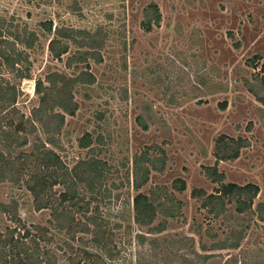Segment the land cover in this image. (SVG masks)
Returning <instances> with one entry per match:
<instances>
[{
    "label": "rangeland",
    "instance_id": "1",
    "mask_svg": "<svg viewBox=\"0 0 264 264\" xmlns=\"http://www.w3.org/2000/svg\"><path fill=\"white\" fill-rule=\"evenodd\" d=\"M151 4L161 23L147 31L142 23ZM49 22L51 31L44 27ZM82 38L94 49L78 43ZM53 41L57 52L67 51L61 59L50 51ZM5 48L21 55L19 67L30 79L16 77L0 56V87L14 97L0 102V152L9 167L0 202L18 207L17 221L0 213L1 231L46 228L49 248L69 246L65 257L56 252L60 264L77 254L87 264L83 250L104 264H197L196 254L211 256L206 264H264V221L257 213L264 204V0H0ZM82 70L95 83L75 86L77 112L65 116L60 133L45 135L30 122L39 102L36 82L50 72L71 78ZM221 137L244 142L238 159L216 158ZM46 150L69 172L92 156L107 164L101 195L79 187V204L71 209L76 220L104 222L110 243L97 246L90 233L72 240L51 223L54 209L35 208L27 184L35 176L59 180L44 165ZM136 162L140 180L149 171L139 192ZM222 174L223 184L259 187L251 211L238 214L236 202L227 200L216 219L203 207L219 192L215 180ZM66 191L60 183L47 187L52 203ZM138 194L158 205L150 227L135 221ZM138 234L158 242L139 246Z\"/></svg>",
    "mask_w": 264,
    "mask_h": 264
},
{
    "label": "trees",
    "instance_id": "2",
    "mask_svg": "<svg viewBox=\"0 0 264 264\" xmlns=\"http://www.w3.org/2000/svg\"><path fill=\"white\" fill-rule=\"evenodd\" d=\"M161 23V13L157 5H149L144 12V21L142 23L143 27L147 31H151L154 26L158 27ZM44 27L47 31L52 30L51 22L45 23ZM66 32V31H65ZM68 36V35H67ZM81 45H88L90 50H93V41L89 38H82L79 40ZM28 48L31 46L29 44L32 41H20L21 44H25ZM93 48V49H92ZM6 50H0V56L6 61L9 67H12V71L17 73L19 79H30V72L28 70H23L20 66L22 63L21 55H18L15 58L12 54L9 53L10 49L5 48ZM50 51L55 58L61 59L62 55L66 54L67 51L57 52V42L53 41L50 44ZM8 52V54H7ZM94 55V53H92ZM75 63L72 60H69L66 65L67 68L71 69ZM95 83V77L91 72L87 70L79 71L76 76L69 78L65 73L50 72L44 81L38 80L36 82L35 92L38 95L39 102L38 106L33 109L32 120L30 122L38 123L43 127L45 135H54L60 133L64 123L65 116H74L78 110V105L74 101L73 89L76 85L79 84H89L93 85ZM6 91V92H5ZM9 91L4 90L0 87V102L4 103L7 101H14L9 98ZM226 107V106H224ZM36 121V122H35ZM52 136H50L51 138ZM9 138V137H6ZM50 143H53V140H49ZM244 142L242 140H228L226 137H221L218 139L215 155L219 161H228L236 160L239 158V152L243 147ZM84 148V145H81ZM45 148V147H44ZM44 165L52 169V174L59 177V180L53 183H48L40 179L37 181L38 176H35L34 185L30 182L27 184L26 188L32 193L34 197V206L40 210L54 209L52 211V220L51 223L55 226V229L59 232H65L66 235L74 240L77 234H92L93 242L98 246L101 245L106 239V242L110 243L111 234L106 238V230L103 229L105 226L104 222H98L96 217L90 218L87 220V223L80 220H76V211H72V207H77L79 202L78 199L80 194L78 188L82 187L83 189L90 191L91 194L99 193L101 195L102 184L101 181L103 177H106L107 174V164L102 161L95 160L94 156L88 158L78 163V165L69 172L67 168H64L63 164L60 161V158L51 150H46L43 154ZM5 158L0 152V182H5L7 180L6 172L9 167H5L3 161ZM216 171V169L211 168ZM135 178H134V190L139 192L141 188L148 182L149 171L147 170L145 176L140 180L139 179V164L135 163ZM217 172V171H216ZM10 178V176H9ZM225 181V176L222 174L218 176L215 180V183L221 184L219 192L215 195L208 196L205 199L203 207L208 209L210 215H213L216 219L219 218L224 209L225 204L236 202V212L238 214L251 211L253 207V201L257 197L260 189L256 185H246L238 186L236 184H223ZM63 184L67 191L59 196L55 202L52 203L49 200V194L47 192V187L51 190L57 184ZM175 189L177 186L175 184ZM181 190H185V184L182 183ZM226 201V203H225ZM225 203V204H224ZM215 205L219 209H223L221 212L219 209L216 210ZM58 207V208H57ZM135 221L140 227H150L154 220L156 219L158 205L155 201L150 199L144 194H138L134 198L133 202ZM0 213L7 215L13 221L18 219V207L15 203L5 204L0 202ZM257 213L260 216V219L264 221V204H260L257 207ZM90 226L94 227L93 231ZM36 231L30 232V229H26L25 226H14L8 227L4 231L0 229V264H60L59 260L64 255V249L69 246H64L62 243H59L56 250L49 248L48 245L52 243V238H49L48 230L42 227H36ZM106 228V227H105ZM139 246H144L148 241L151 243V246H154L157 239H147L144 235L138 234L137 236ZM218 249H225L223 246H219ZM235 247V246H233ZM178 250V249H177ZM85 259L87 264H104L103 260H98V255L92 254L86 250ZM181 251V250H180ZM56 252L62 253V257H59ZM179 253V250H178ZM80 255L77 254L75 258L70 259L67 264H80L79 260ZM186 256H180V258H185ZM195 257L198 259L197 264H206L210 261L211 256L196 254ZM138 264H141V259H139ZM150 264H154L150 262ZM155 264H157L155 262Z\"/></svg>",
    "mask_w": 264,
    "mask_h": 264
}]
</instances>
